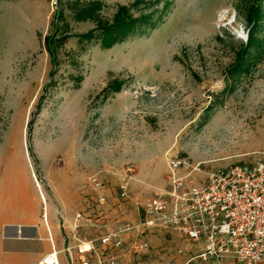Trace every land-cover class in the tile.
Wrapping results in <instances>:
<instances>
[{"label":"rangeland","instance_id":"obj_1","mask_svg":"<svg viewBox=\"0 0 264 264\" xmlns=\"http://www.w3.org/2000/svg\"><path fill=\"white\" fill-rule=\"evenodd\" d=\"M103 1L109 5L104 15L110 16L116 4L132 0ZM54 3L0 0L4 210L18 209L47 232L55 223L62 238L72 232L97 246V237L142 216L152 193L165 187L171 159L184 160L181 174L203 184L211 172L249 163L264 152V55L207 110L245 43L248 0H174L164 23L110 49L92 44L81 51L70 38L51 75L44 37ZM68 20L75 33L92 26ZM77 76H82L78 85ZM113 77L126 86L101 102L98 93ZM93 177L102 183L100 190L92 187ZM77 180L79 190L88 191L87 206L70 198L66 206L62 200ZM75 222L82 225L71 229ZM31 237L29 262L47 244ZM158 249L155 264H175L172 239Z\"/></svg>","mask_w":264,"mask_h":264},{"label":"built area","instance_id":"obj_2","mask_svg":"<svg viewBox=\"0 0 264 264\" xmlns=\"http://www.w3.org/2000/svg\"><path fill=\"white\" fill-rule=\"evenodd\" d=\"M186 162L175 157L168 163L165 187L156 189L142 210L137 224L149 228L163 227L178 232L190 242L201 244L196 255L215 264H264V152L249 163L233 164L208 174L203 184H197L181 170ZM132 170V169H130ZM95 190L102 183L90 178ZM121 196L125 186H121ZM104 201L102 194L97 196ZM135 225L125 224L100 235L98 245L79 247L80 252L91 251L93 258H71L69 264H117L124 244V234ZM146 243L133 245V250L146 249ZM38 264H57V252L52 250Z\"/></svg>","mask_w":264,"mask_h":264},{"label":"trees","instance_id":"obj_3","mask_svg":"<svg viewBox=\"0 0 264 264\" xmlns=\"http://www.w3.org/2000/svg\"><path fill=\"white\" fill-rule=\"evenodd\" d=\"M54 11L50 22V31L44 37V48L52 66L51 75L58 67L60 49L70 38L77 39L81 51L87 46L99 44L102 49H110L133 36H147L164 23L171 11L174 0H132L127 4H116L110 16L104 15L109 7L103 0H54ZM245 22L248 26L245 43L235 52L232 62L225 71V86L211 106L223 100L240 79L251 72L264 55V36L260 31L264 26V0H248ZM69 19L74 23L90 22L92 26L84 32H72ZM76 85L82 76L74 78ZM126 80L120 77L109 79L98 93L104 102L114 93L126 86Z\"/></svg>","mask_w":264,"mask_h":264},{"label":"crops","instance_id":"obj_4","mask_svg":"<svg viewBox=\"0 0 264 264\" xmlns=\"http://www.w3.org/2000/svg\"><path fill=\"white\" fill-rule=\"evenodd\" d=\"M77 183L78 180L75 182L73 192L62 200L66 206L70 202L69 198L76 204L81 202L82 206L84 203L87 206L88 191L85 190V192L83 189L80 191L79 187L76 186ZM81 188H83V185H81ZM30 220L18 209L8 208L4 210L3 206H0V264H38L52 250L57 252V264H69L71 258L91 259L94 257V253L91 251H79V247L83 246L80 242L85 243L84 245L88 247L89 241H93V239L76 238L75 235H72V232L68 238H62L59 225L53 223L48 230L49 232H47L40 223ZM141 221L142 216L137 215L131 222L135 227L124 234V244L117 257L119 259L117 264H142V257L145 259V264H155V262H158L154 258L157 255L155 253L159 250L158 246L168 242V239H172L176 243V248H178L177 254H175L176 257L174 256L175 264H215L213 261L205 262L196 257L200 251L201 244L190 242L178 232L169 228L138 226L137 224ZM72 223H74L73 220L69 222L70 225ZM80 225L82 224L75 222L71 229L72 227L78 228ZM46 232L49 233L48 236ZM37 235L45 239L47 244L29 262L26 256L29 247H31L30 242L34 239L31 236ZM139 243H146V249L140 252L134 251L133 245ZM96 249L103 254L106 252L105 248L99 245L96 246ZM161 257L163 261L167 260L166 255L162 254ZM225 264L232 263L227 260Z\"/></svg>","mask_w":264,"mask_h":264}]
</instances>
